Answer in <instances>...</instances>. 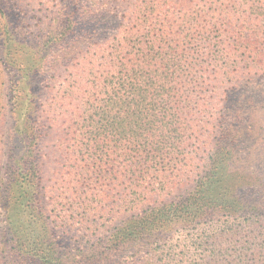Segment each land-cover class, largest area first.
<instances>
[{"label":"trees","instance_id":"1","mask_svg":"<svg viewBox=\"0 0 264 264\" xmlns=\"http://www.w3.org/2000/svg\"><path fill=\"white\" fill-rule=\"evenodd\" d=\"M1 15L2 53L23 59L11 103L23 146L3 213L17 253L41 250L39 264L138 253L140 264H264V0H60L36 33L39 66ZM50 52L52 103L36 106L34 73ZM43 125L61 129L66 149L57 234L37 188ZM203 147L191 188L160 201ZM115 197L116 215L95 212ZM64 233L77 246L62 248Z\"/></svg>","mask_w":264,"mask_h":264},{"label":"rangeland","instance_id":"2","mask_svg":"<svg viewBox=\"0 0 264 264\" xmlns=\"http://www.w3.org/2000/svg\"><path fill=\"white\" fill-rule=\"evenodd\" d=\"M59 1L60 0H0V12L1 14H5V16L1 15V19L7 20L10 29L15 32L16 39L31 43L32 48L35 50L33 51L32 58L37 61L36 66H39L41 63L39 38L36 37V33L38 32V28L43 21H49L52 18L51 12L57 6ZM2 42L3 40L0 36V264H14L17 262L20 264L21 262L23 264H39L40 260L37 255L40 254L41 250H23L22 255L14 250V246L17 245L15 243L17 235L14 234L11 227H15L16 224L13 222L11 226L6 227L3 217L5 210L4 204L7 199L5 196L8 193V182L13 172L17 168L19 153L23 146L22 135L13 129L14 120L11 107L12 101L15 100L13 94L17 96L16 84L18 83L20 77V71L18 70L17 66L18 64L20 66L23 59L22 57L12 55L10 59L4 57L5 54L3 55L2 53ZM52 55L53 53L50 52L49 57L45 62V72L42 73V71L38 69L34 73L35 75L32 90L36 95V106L41 105V100L46 101V103L48 102V105L52 103V99L50 98L52 95V90L47 87V85H53L51 77ZM66 78H70L67 76V73ZM17 113L19 114V112ZM45 115L47 116V113ZM202 120H205V118L203 117ZM217 121H215L214 124H217ZM215 126L212 128L211 140L213 142L218 137V132L217 129H215ZM41 131L42 142L40 146L42 151L39 152V155H37V161L39 162V165L43 171V178L42 180L38 181L37 188L40 192V203L45 204L46 212L44 216L48 226L52 227V231L54 230L57 234L62 226L54 227L56 219L55 209L57 203L51 204V202L52 199H55L60 206L63 202L55 198L56 194L67 189V182L61 177V171L63 164L65 163L66 149L64 148V140L61 136L63 132L61 129L58 130L57 126L47 128L43 125ZM198 154V157L193 160L192 166L187 167L186 172L183 171L180 178L167 185V189L164 191L163 197L158 198L160 201L175 199L177 196L191 188L194 183L195 176H197L198 173L201 174V172L204 170V167L200 161V159L204 157V147L202 148V151L200 150L198 152ZM227 165H229V167L228 169H225V173L227 172L228 175H232V172L234 171V165ZM238 174L240 178L239 184H241L242 188H246L249 171L244 167V165H241L240 172L238 171ZM151 188L152 186L150 189ZM148 196L151 198L150 200L156 199V195L152 192H149ZM117 199V197L113 198L111 203H108L103 207L104 209L99 208L98 210H95V212L97 213V211L105 210L102 212V214H106L107 212L111 211L112 216L114 214L116 215L117 211H120L121 209L118 206L119 202ZM76 201H78V199ZM62 214H67V212ZM81 215L82 214H80L79 217ZM75 216H77V214H75ZM90 219L93 222L97 220L100 221L98 214L91 216ZM34 220L35 218L30 216L28 210L27 216L24 217V222L29 224L31 221L33 223ZM92 221L89 222L92 223ZM32 223L30 224V229L32 227L36 228V226L32 225ZM36 231L37 230H35V232ZM90 231L91 230L86 231L82 229V231L80 233L77 232L76 235H82L81 241H86L88 237L85 235V233L89 234L91 233ZM73 237L74 236H72V233L60 234L59 242L61 247L69 250L70 246H77V243H74ZM85 244L87 243L85 242ZM142 259L140 253H138L135 254L133 258L129 259V262L125 264H140Z\"/></svg>","mask_w":264,"mask_h":264}]
</instances>
